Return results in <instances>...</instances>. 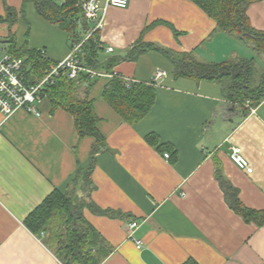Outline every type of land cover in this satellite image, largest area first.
<instances>
[{
  "label": "crops",
  "instance_id": "obj_1",
  "mask_svg": "<svg viewBox=\"0 0 264 264\" xmlns=\"http://www.w3.org/2000/svg\"><path fill=\"white\" fill-rule=\"evenodd\" d=\"M22 4L0 0V16H7V6L16 11L13 24L0 21L6 46L1 52L26 46L50 64L66 57L68 32L41 16L34 2L23 16ZM248 14L264 30V0L253 2ZM216 27L193 0H130L127 7L108 8L98 33L100 62L89 68V100L107 142L96 155L90 191L79 173L90 167L95 138L79 136L71 112L48 97L39 116L21 108L5 117L0 110V264H64L44 243L45 234L24 223L54 189L107 211L81 208L114 247L101 264H183L190 258L200 264H264V225L235 211L231 194L235 189L246 207L264 210V100L241 119L229 110L221 83L175 76L171 55L151 49L134 60L123 58L143 41L179 60L185 53L204 63L254 58L264 71L263 54L251 42ZM114 59L120 60L110 73L106 64ZM159 69L166 74L155 79ZM114 75L157 86L155 103L141 121L126 122L104 98ZM149 134L175 147L177 159L150 144ZM234 147L242 149L252 172L233 161ZM133 221L138 224L130 234ZM135 239L143 241L141 248Z\"/></svg>",
  "mask_w": 264,
  "mask_h": 264
},
{
  "label": "trees",
  "instance_id": "obj_2",
  "mask_svg": "<svg viewBox=\"0 0 264 264\" xmlns=\"http://www.w3.org/2000/svg\"><path fill=\"white\" fill-rule=\"evenodd\" d=\"M217 23L216 30L226 31L253 44L255 52L264 54V30L256 29L248 14L249 6L257 0H193ZM34 2L38 13L46 20L58 24L66 30L71 38V45L82 40L89 31V24L84 20L77 0H23L22 12L27 4ZM7 16H0V21L8 20L13 24L16 20L15 9L8 7ZM10 14L13 16L10 17ZM176 31V30H175ZM177 32V31H176ZM99 31H95L83 44L81 58L83 65L96 69L99 52L102 49L98 41ZM178 33V32H177ZM159 50L168 55L174 63L175 76H185L197 79L216 80L222 85L223 94L229 102V110L236 111L241 119L264 100V71L256 66V60L223 61L219 63L199 62L189 53L182 59L173 57L168 51L153 43L139 41L123 58L134 60L147 50ZM10 52L25 57L30 67L31 82L42 77L50 66V61L36 49L24 46L20 49L12 47ZM120 59H114L106 64L107 71L112 73L113 66ZM93 75L81 72L77 78L59 77L55 85L46 91L53 106H60L71 112L79 136L95 138L91 164L85 173H79L87 182L88 191L94 185L92 172L95 167L96 155L105 149L107 142L99 131L97 116L93 103L89 100V91L93 85ZM157 94L154 82L128 81L126 78L114 75L104 89V98L117 110L123 119L131 124L141 121L152 109ZM155 135H147V141L157 146L161 152L169 151L171 160L177 159V150L170 144L160 143ZM91 186V187H89ZM235 189L231 190L234 199L233 208L247 222L264 225V210H254L246 207L237 197ZM87 196H90L88 193ZM95 204V203H94ZM87 201L78 200L70 191L54 189L45 200L37 206L24 220L25 225L35 234H45L44 243L49 245L64 264H101L114 250V247L101 232L78 210L90 206L94 211L107 212ZM183 264H200L190 258Z\"/></svg>",
  "mask_w": 264,
  "mask_h": 264
},
{
  "label": "built area",
  "instance_id": "obj_3",
  "mask_svg": "<svg viewBox=\"0 0 264 264\" xmlns=\"http://www.w3.org/2000/svg\"><path fill=\"white\" fill-rule=\"evenodd\" d=\"M129 2L130 0H77V6L84 20L89 24V31L82 40L71 45L66 57L50 64L44 75L35 82L30 80V67L25 57L14 55L9 51L0 52V110L5 117L21 108L39 116L41 114L40 102L46 97L47 89L55 85L59 77L77 78L81 72H89L93 75L94 71L84 66L82 62L83 44L95 31H99L104 26L109 7L124 8L129 5ZM108 50L113 51V47H109ZM165 74L164 70L159 69L155 74V79H160ZM164 155L166 158L170 157L169 152H165ZM231 158L240 167L246 168L248 172L253 171V167L242 155L240 147L232 149ZM137 224L133 221L129 225L130 234ZM135 241L137 247L141 248L143 241L141 239H135Z\"/></svg>",
  "mask_w": 264,
  "mask_h": 264
},
{
  "label": "rangeland",
  "instance_id": "obj_4",
  "mask_svg": "<svg viewBox=\"0 0 264 264\" xmlns=\"http://www.w3.org/2000/svg\"><path fill=\"white\" fill-rule=\"evenodd\" d=\"M28 5V4H27ZM22 6H23V4H22ZM22 6H21V14L23 15V16H25V14H26V11H27V7H26V11H25V13H23L22 12ZM6 13H8V11H6ZM10 25H11V23H9ZM9 25V26H10ZM9 36H11L12 37V35H11V33L9 34ZM28 36H29V31L27 32V35H26V40H28ZM5 46V43H3V42H0V48H3ZM6 47V46H5ZM1 52V51H0ZM263 57H264V54H263ZM262 61H263V63H264V58H262ZM259 65H261V64H259Z\"/></svg>",
  "mask_w": 264,
  "mask_h": 264
},
{
  "label": "water",
  "instance_id": "obj_5",
  "mask_svg": "<svg viewBox=\"0 0 264 264\" xmlns=\"http://www.w3.org/2000/svg\"><path fill=\"white\" fill-rule=\"evenodd\" d=\"M82 212V209L78 210V213H81Z\"/></svg>",
  "mask_w": 264,
  "mask_h": 264
}]
</instances>
